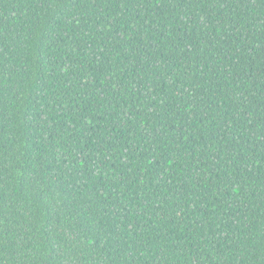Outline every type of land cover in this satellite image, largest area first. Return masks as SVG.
I'll return each instance as SVG.
<instances>
[{"label": "trees", "instance_id": "16d2710c", "mask_svg": "<svg viewBox=\"0 0 264 264\" xmlns=\"http://www.w3.org/2000/svg\"><path fill=\"white\" fill-rule=\"evenodd\" d=\"M0 264H264V0H0Z\"/></svg>", "mask_w": 264, "mask_h": 264}]
</instances>
